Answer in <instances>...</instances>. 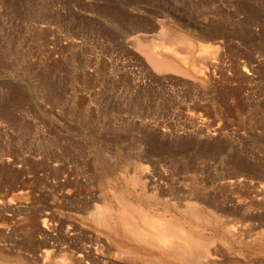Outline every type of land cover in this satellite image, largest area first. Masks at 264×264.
I'll use <instances>...</instances> for the list:
<instances>
[{"label":"rangeland","instance_id":"obj_1","mask_svg":"<svg viewBox=\"0 0 264 264\" xmlns=\"http://www.w3.org/2000/svg\"><path fill=\"white\" fill-rule=\"evenodd\" d=\"M161 29L193 42L165 41L189 75L140 48L165 55ZM111 187L150 212L200 202L237 228H204L218 264H264V0H0V264L92 244Z\"/></svg>","mask_w":264,"mask_h":264},{"label":"bare ground","instance_id":"obj_2","mask_svg":"<svg viewBox=\"0 0 264 264\" xmlns=\"http://www.w3.org/2000/svg\"><path fill=\"white\" fill-rule=\"evenodd\" d=\"M160 36L161 37H159V38H162L161 43H163V41L164 42L170 41V42H173V44L180 43L182 46H184V49H187V50L191 49V47L193 48V44H192L193 42L191 41V39H186V37H183L182 35L177 36V37L172 36V35L166 33V31H163V29H161L160 30ZM147 44H149V43L147 42ZM159 44H160V42H159ZM166 44L167 43L165 42L164 47H162V51H164L166 53L165 55L156 53L155 52L157 50L156 47H155V49H156L155 51H153L150 48V50H152V52L149 49H146V47H148L149 45H147L146 47L142 45L140 48L144 47L143 51L145 52V54H147L151 64L153 65V68H155L157 71L171 70V71H176L179 73L189 75L190 72L188 73L186 71H189L190 69H187V70L181 69L182 66L179 67L177 62L174 59V57L175 58L178 57L177 59L180 60V63L185 62L189 58L188 54L187 55H181L179 52H177L178 50L176 51L174 49V47H173L174 45L171 46V45H166ZM145 45H146V43H145ZM161 45H163V44H160V47H161ZM187 50H186V53L190 51V50L189 51H187ZM157 51L159 52L160 50H157ZM182 64H184V63H182ZM186 65H187V63H186ZM171 71H169V72H171ZM151 164H152V162H151ZM154 164H156V163H154ZM137 166H136V168H137ZM155 166H158V165H155ZM162 169H164V168H162ZM162 169H161V171H162ZM154 170H155V168H154ZM133 172H134V170H133ZM140 172L138 174H142ZM135 174H137V173H135ZM145 174L148 175L147 172ZM135 176L137 177V175H135ZM152 176H153V174H152ZM141 177L144 178V176H142V175H141ZM167 177L169 178V176H167ZM123 178H125V177L122 176V179ZM164 178H165V176H164ZM188 178H186V179H188ZM124 180H126V178ZM114 182L112 184L113 186H114ZM133 182H136L135 178H134ZM180 182H182V181H180ZM229 182H230V179H229ZM232 182H233V180H232ZM125 183H126V181H125ZM129 183H132V182H129ZM162 183H164V182H162ZM168 183L169 182H167V184ZM134 185H132V186H134ZM121 187H123V186H121ZM134 187H136V186H134ZM154 187L155 186H153V188H150V189H154ZM188 188H189V186H188ZM111 189H113V195L110 196V198L112 197L113 200L115 201V204L117 206V207L115 206L117 209L116 210L117 213H114L115 210L113 207L114 203L112 204L113 201L108 202V201H106V199L100 198L103 200L102 201L103 204H101V206H97V205L95 207L93 206L94 210L93 209L91 210L93 212L91 213L92 215H90L91 216L90 219H91L92 223H94L96 225V227L98 226L101 229L100 232L98 231L99 233L93 232V233H95L94 237H92L94 239L93 243L92 244H86L84 242L79 247H75L73 249L70 247L71 250L68 248L69 250H68V252H65L66 254L62 253V255L63 254L66 255V256L64 255L66 258H63V259H55V257H54L55 256L54 255L55 254V250H54L55 248L54 247H53L54 249L49 248V250L45 251V256H46L45 258L48 261L47 262L48 264H218V262H216L215 260L220 259L219 257L221 255L220 256H218V255H219L220 249H222V248H220L221 245L220 246L216 245V241L219 242L220 237L218 239L217 238L218 236H215V239H218L215 241L213 236H210V233H208V235H207L204 231V228L207 226V224H209V225L213 224V226L214 225L218 226L217 221L220 218H217L219 215H215L217 213L214 214V212H213V214H212V213H210L209 210L206 211V209H204V208H202V206L198 205L200 202L197 203V205H196V204H193L191 202L186 201L187 203L184 204L180 201L181 199H179L178 201L181 202L183 205L182 204L176 205V208H177L179 215H176L175 213L169 212L168 210H166L167 208L163 209L161 212H157L158 210L156 211V209H154L156 212H150L148 209L141 206V204L134 203L131 200H129L126 196L127 194L125 195L120 189L114 188V187L113 188L111 187ZM127 189H129V188L127 187ZM140 189L143 190V193L146 192L143 188H140ZM146 189H149V188L147 187ZM126 191L128 192L129 190H126ZM186 191H188V190H186ZM192 191L194 192V190H192ZM195 191H196L195 193L197 194L198 193L197 190H195ZM188 192H191V191H188ZM106 193H105V195H106ZM129 193H131V192H129ZM137 193H139V191ZM185 193H184V195H185ZM148 194H149V192L147 193V195ZM96 195H99V193H97ZM191 195H192V197L194 196L193 194H191ZM144 197H146V195ZM188 197H189V194H188ZM110 198L108 197V200H110ZM149 198H151V197H149ZM196 198H199V197H196ZM141 199H143V198H141ZM141 199H139V200H141ZM155 199H158V198H155ZM166 199L168 200V198H166ZM170 199H172V198H170ZM146 200H145V202H146ZM149 200H152V199H149ZM185 200H187V198H185ZM189 201H191V200H189ZM155 202H156V200H155ZM193 202H196V201H193ZM152 203L153 202H151L150 205ZM166 203H170V202H166ZM208 203H206V204H208ZM150 205L147 207H150ZM155 205H158V204H155ZM202 205H204L203 207L206 206L205 203ZM168 206H170V204ZM153 207H155V206L153 205ZM151 209H152V206H151ZM152 211H153V209H152ZM172 211H174V210L172 209ZM86 213H88V212H86ZM86 213H85V216L87 215ZM49 215H51V214H49ZM81 216H82L81 217L82 219L87 217V216L85 217L83 215H81ZM46 217L49 219L52 217V215H51V217L50 216H46ZM47 218L44 217L42 219V225L45 227L46 226L51 227L52 224H50V226H48L49 225L48 223H50L52 221H48L47 225H44V223L46 224ZM51 220H54L53 217ZM86 220H87V218H86ZM88 220H89V218H88ZM220 220L223 221L224 219H220ZM220 220H219V226L221 227V229L224 232L225 231L231 232L230 234L232 235V233L235 231L234 229H237V228H234L233 225H231V224L221 225ZM91 221H90V223H91ZM84 222H86V221H84ZM223 222L225 223V221H223ZM79 223L82 226L81 221H79ZM228 223H229V221H228ZM68 225H69V223H68ZM209 225L207 227H209ZM236 225H238V224H236ZM89 226L90 225H87V227H89ZM45 227H43V228H45ZM95 229L96 228L94 227V230ZM65 231H67V230H65ZM240 231L242 234V229H240ZM235 233H237V232L235 231ZM238 233H240V232H238ZM87 236H90V234H88ZM235 237H236V234L234 237H232L233 242H235L234 240H236ZM252 239H254V238L252 237ZM258 240H259V238H258ZM253 241H256V240H253ZM251 242H249V243H251ZM261 242H263V240ZM222 244H224V242ZM263 244H261V248H259L260 246L257 245L258 250L262 249V246L264 248ZM229 245H231V243ZM248 245H250V244H248ZM251 245H253V244L251 243ZM255 246H254V248H255ZM50 247H51V245H50ZM224 247H225V245H224ZM227 248L230 249L229 246ZM41 251L40 252L42 253V255H44L43 250H41ZM56 251H59V249L57 248ZM63 251H65V249ZM261 251H263V250H261ZM220 261H223V260L220 259ZM236 263H237V261H233L231 264H236Z\"/></svg>","mask_w":264,"mask_h":264}]
</instances>
